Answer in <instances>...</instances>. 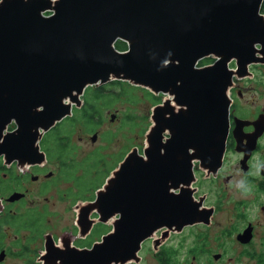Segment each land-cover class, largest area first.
I'll use <instances>...</instances> for the list:
<instances>
[{"label":"water","instance_id":"95a60500","mask_svg":"<svg viewBox=\"0 0 264 264\" xmlns=\"http://www.w3.org/2000/svg\"><path fill=\"white\" fill-rule=\"evenodd\" d=\"M263 3L0 1V153L7 162L34 160L42 136L71 115L90 86L128 80L168 97L152 112L142 154L130 151L87 205L86 213L98 209L104 222L118 215L113 231L61 264H125L155 230L178 224L177 209L192 195L194 162L208 174L222 167L234 78L264 63V50H256L264 46ZM118 41L125 51L116 48ZM211 57L212 64L199 66ZM13 122L16 129L9 131ZM235 123L236 132L255 127L248 145L239 139L236 147L251 154L264 134L263 120ZM178 188L184 193L177 198L171 191Z\"/></svg>","mask_w":264,"mask_h":264},{"label":"flooded vegetation","instance_id":"af4514ba","mask_svg":"<svg viewBox=\"0 0 264 264\" xmlns=\"http://www.w3.org/2000/svg\"><path fill=\"white\" fill-rule=\"evenodd\" d=\"M260 15L264 22V3ZM256 50H264V46L258 44ZM230 67L236 69L234 61ZM244 73L235 78L230 93L240 98L255 97V79L264 77V63H252ZM91 87L86 91L90 92ZM86 95L79 105H73L70 116L42 136L40 153L34 160L7 162L5 154L0 153V264H34L36 258L41 264H61L70 252L92 250L113 231L118 215L104 222L98 209L89 214L85 210L106 186L107 181L92 187L99 171L110 168L103 181L109 179L126 156L114 170V152L106 151L114 134L100 133L104 143L86 152L73 134L61 132V124L73 116L75 123H84L78 117L91 112L87 110ZM160 97L161 103L168 98L164 94ZM232 100L222 167L216 174H208L199 162H194L191 199L187 198L184 208L178 207V224L155 230L125 264H264V134L251 154L246 149L238 152L239 139L246 147L256 130L251 124L236 132L235 123V118L264 122V108L243 115ZM15 129L13 122L8 130ZM96 134L98 140L100 134L95 132L93 136ZM96 141L91 139L94 145ZM3 143L2 138L0 149ZM66 144L69 146L63 152ZM96 152L101 155L98 162L92 159ZM232 157H236L233 170L240 176L236 182L235 174L229 173ZM82 187L89 193H79ZM171 192L177 198L184 193L182 188Z\"/></svg>","mask_w":264,"mask_h":264},{"label":"rangeland","instance_id":"374dc122","mask_svg":"<svg viewBox=\"0 0 264 264\" xmlns=\"http://www.w3.org/2000/svg\"><path fill=\"white\" fill-rule=\"evenodd\" d=\"M255 80L257 83V88L254 92L255 97L247 95L240 98L237 94L231 95L230 93L231 98L235 99L236 101L238 113H241L243 115H250L257 109L264 108V77L260 75ZM117 81H121L127 84L129 87L134 88L133 91L130 90V92L132 93L130 97L127 95V93L125 95L122 94V88L119 84L116 83ZM99 87L102 88L103 93H110L111 91H114L113 93L115 95L120 96H118V98H115L113 102L108 104L100 102L97 103L100 112L96 113L97 116H95L94 118L96 127L93 128L91 124L87 126L77 124L75 123L76 119H74L73 116V118H70L61 124V132L66 133L69 136V133L73 134V139L76 140V142L81 143V147L85 149L86 152L90 149L98 147L99 144L104 143L102 141V135L100 133L106 131L114 134V138L111 140V143L108 145L109 147L106 149V151L114 152V163H110L111 165L114 164L115 166L117 162L120 159L122 161L123 158L129 153V151L133 150V148H137L138 153L141 154L143 148L146 147V134L151 127H149V125H152L151 115L154 108L158 105L157 97L159 96L153 94V92L149 88H145L142 85H134L128 80L114 79V81H111L105 85H95L91 87L90 92L86 91L88 101L90 100V97H93L94 90ZM244 108H247V110H245ZM126 114L134 116L135 119L132 121L127 120ZM145 130H148L146 134ZM95 132H98V134H100V137H98V140L96 141V145L91 142L93 133ZM53 136L54 133H51L50 137ZM80 138H82V140H79ZM100 157V153L96 152L93 154L92 159L98 162ZM235 161L236 157H232V159H230L229 165L231 169L229 173L235 174L234 181L236 182L238 179H240V176L239 171L233 170ZM117 166H115V168ZM109 170L110 168H108L107 170L101 169L99 171L98 177L93 180V189L108 180V178H105L103 181V177L108 174ZM230 189L235 191V186L231 185ZM79 193L89 192L87 191V188L82 187ZM21 263L22 262H20V264ZM34 264L41 263L36 258L34 259Z\"/></svg>","mask_w":264,"mask_h":264},{"label":"trees","instance_id":"16d2710c","mask_svg":"<svg viewBox=\"0 0 264 264\" xmlns=\"http://www.w3.org/2000/svg\"><path fill=\"white\" fill-rule=\"evenodd\" d=\"M116 48L118 50H120V51H125L127 49V45L124 42L118 41L116 43ZM214 61L215 60L212 57L211 58H206V59L202 60L199 63V66L200 67H203V66H206V65H210ZM116 83L121 86L122 91H123L122 92L123 95H125L126 93H127V95L129 97L132 95V93L130 92V90L133 91V89H134L133 87H129L127 84H125V83H123L121 81H117ZM113 94L114 93H112V92H110V93H103L102 92V88H100V87L98 89H95L94 92H93V97H90V100L89 101L87 100V103L89 105L87 107V110H88V112L89 111H91V112L90 113H85L84 116L78 117L79 119H81V120L84 121V123L83 124L81 123V124L82 125H86V126L91 124L92 127L95 128L96 127L95 126L96 123H95V119L94 118L96 116V113H94V112H97V113L100 112L99 109H98V104L97 103L100 102V103H106V104H108V103L113 102L115 98H118V96H120V95H115V94L113 95ZM157 100H158L157 103L160 104L161 103V97L160 96L157 97ZM126 117H127V120H129V121H132V120L135 119L134 116L129 115V114H126ZM77 124H79V123H77ZM150 126L151 125H149V127ZM147 131L148 130H145V134H146ZM67 146H69V145L66 144V145H63L62 146V151L63 152L65 151V149H66ZM120 162H121V159L117 162V164L115 166H117ZM115 166H114V169H115Z\"/></svg>","mask_w":264,"mask_h":264}]
</instances>
